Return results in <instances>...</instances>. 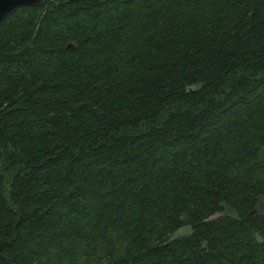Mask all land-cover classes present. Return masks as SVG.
Segmentation results:
<instances>
[{"label":"trees","instance_id":"1","mask_svg":"<svg viewBox=\"0 0 264 264\" xmlns=\"http://www.w3.org/2000/svg\"><path fill=\"white\" fill-rule=\"evenodd\" d=\"M0 264H264V0L4 17Z\"/></svg>","mask_w":264,"mask_h":264},{"label":"water","instance_id":"2","mask_svg":"<svg viewBox=\"0 0 264 264\" xmlns=\"http://www.w3.org/2000/svg\"><path fill=\"white\" fill-rule=\"evenodd\" d=\"M44 0H0V21L17 7L40 6Z\"/></svg>","mask_w":264,"mask_h":264},{"label":"rangeland","instance_id":"3","mask_svg":"<svg viewBox=\"0 0 264 264\" xmlns=\"http://www.w3.org/2000/svg\"><path fill=\"white\" fill-rule=\"evenodd\" d=\"M221 214H223V213H217V214L214 215V217L219 216V215H221ZM188 231H189L188 227H184V228L180 229V230L177 232V234H182V233H185V232H188Z\"/></svg>","mask_w":264,"mask_h":264}]
</instances>
